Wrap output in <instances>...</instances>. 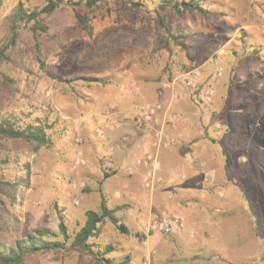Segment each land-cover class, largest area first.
Instances as JSON below:
<instances>
[{"label":"rangeland","instance_id":"374dc122","mask_svg":"<svg viewBox=\"0 0 264 264\" xmlns=\"http://www.w3.org/2000/svg\"><path fill=\"white\" fill-rule=\"evenodd\" d=\"M20 2L30 10L46 4L0 0V43L5 19ZM204 4L208 13L188 12L178 20L156 0L139 8L110 0L93 10L64 3L45 19L46 32L22 25L0 64V120L12 114L25 127L42 118L51 125L52 145L36 152L20 139L2 141L0 174L19 186L0 189L1 241L12 244L37 228L63 241L61 217L72 235L104 197L108 207L119 208L131 234L106 222L89 242L115 246L111 256L119 259L129 253L132 264H152L153 248L135 234H143L153 212L177 214L181 206L230 199L246 219L240 220L243 235L248 219L256 223L258 253L244 264H264V0ZM84 15L92 35L78 24ZM195 70L197 90H213L207 101L187 84ZM141 107L157 108L154 123L140 125ZM133 133L151 137V148H137ZM180 137L194 141L196 155L184 160L174 154L172 162L203 164L200 180L190 171L169 188L159 167L161 183L148 189L144 169L130 173L137 159L148 153L159 159ZM198 183L213 187L204 193ZM26 264L99 263L84 251L58 249Z\"/></svg>","mask_w":264,"mask_h":264},{"label":"trees","instance_id":"16d2710c","mask_svg":"<svg viewBox=\"0 0 264 264\" xmlns=\"http://www.w3.org/2000/svg\"><path fill=\"white\" fill-rule=\"evenodd\" d=\"M110 0H46V4L41 8L33 10L25 7L20 2L14 10L6 17V37L0 43V64L9 58V48L16 45L19 38L20 28L22 25L30 26L31 31L36 34L38 30L46 32L48 26L45 19L56 12L64 3L72 5H84L89 10H93L100 3ZM116 2L130 3L133 8H139L146 4L149 0H113ZM158 9L165 11L170 9L176 19L180 20L188 12L208 13L205 8V0H156ZM78 24L86 31L88 35H92L93 26L87 16L77 17ZM160 24L165 27V21L162 19ZM171 34V30H167ZM175 40V39H174ZM214 43H218L216 40ZM259 58V56H257ZM260 78L259 74L255 75ZM264 121V114L262 116ZM51 125L42 118L32 121L25 127L21 125L20 118L15 115L3 116L0 120V155L3 148L2 141L6 139H20L31 145L37 152L44 147H50L52 140L48 134ZM1 158V157H0ZM1 160V159H0ZM108 178L110 175L105 174ZM29 185V182H26ZM3 186L16 189L19 183L13 184L2 179L0 174V189ZM119 208H110L106 205L105 198L100 210H87L85 213V223L79 230L69 234L68 227L61 217L59 230L64 238L63 241L58 239V234L48 228H37L33 232L25 234L21 238H17L12 244L0 240V264H26L28 258L39 253H47L54 250H80L92 255L99 264H132L131 255H127L122 259L116 260L110 257L116 251V247L111 244H92L89 241L100 235L101 226L106 222L113 224L116 229L125 235H130V230L117 216ZM143 242L146 236L142 233L135 234ZM71 244L69 246L68 243Z\"/></svg>","mask_w":264,"mask_h":264},{"label":"crops","instance_id":"0c3cea01","mask_svg":"<svg viewBox=\"0 0 264 264\" xmlns=\"http://www.w3.org/2000/svg\"><path fill=\"white\" fill-rule=\"evenodd\" d=\"M139 101L142 99L139 98ZM130 126L132 128V125ZM134 136H136L134 138L136 146L137 148L142 147V152L151 148V137H141L136 133ZM195 147L197 148L194 141L187 142L180 137L169 150L162 149L160 151V172L166 183L170 184L169 188L172 187L171 183L181 182L182 179H185L188 172H194L195 177L199 178L205 169V166L198 165L199 163L196 166L195 164L184 165L177 164L176 161L172 162L174 154L177 159L184 160L191 158L192 154L196 155ZM197 159L200 162L201 156L198 155ZM173 165L174 169L171 168ZM179 167L181 168L178 169ZM216 186L220 190L224 187L222 184H216ZM197 187H200L205 193L213 185L205 187L203 183H198ZM240 207V204L237 206L236 201L217 198L204 200L202 205L189 204L178 207L177 214L184 220L182 229L171 235L156 232L146 238L153 248L152 264H244L251 259V256L258 253L259 237L255 230L256 223L248 218V224L245 223L247 225L246 233L243 235L244 224L242 225L240 220L244 218L241 216ZM237 233L241 238L239 243H237ZM254 249L257 250L253 252ZM247 254L250 256L244 258V255ZM110 257L119 259L116 256L110 255Z\"/></svg>","mask_w":264,"mask_h":264},{"label":"built area","instance_id":"2783aa9c","mask_svg":"<svg viewBox=\"0 0 264 264\" xmlns=\"http://www.w3.org/2000/svg\"><path fill=\"white\" fill-rule=\"evenodd\" d=\"M191 76L187 78V84L195 89L196 97L198 99L207 101L213 95V90L208 89L205 91H199L196 88L195 77L199 75V71L195 70ZM156 107L146 108L141 107L142 122L141 126L144 124L154 123V118L157 113ZM158 141L160 142L162 139V132L157 134ZM133 167L142 168L145 170L144 174V186L148 189H153L156 186L160 185L161 180L158 177V169H159V159L158 155L154 153H148L144 157L137 159L133 165L129 166L130 173L133 171ZM184 227V220L182 216L178 214L169 213L167 211H156L153 212L148 220L147 224L143 228V234L146 236H150L153 233L160 232L164 235H171L179 229ZM143 244H147V239L143 241Z\"/></svg>","mask_w":264,"mask_h":264}]
</instances>
